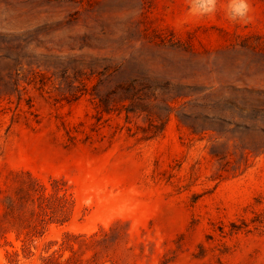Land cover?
<instances>
[{
	"label": "rangeland",
	"instance_id": "obj_1",
	"mask_svg": "<svg viewBox=\"0 0 264 264\" xmlns=\"http://www.w3.org/2000/svg\"><path fill=\"white\" fill-rule=\"evenodd\" d=\"M189 3L0 0V264H264V0Z\"/></svg>",
	"mask_w": 264,
	"mask_h": 264
},
{
	"label": "trees",
	"instance_id": "obj_2",
	"mask_svg": "<svg viewBox=\"0 0 264 264\" xmlns=\"http://www.w3.org/2000/svg\"><path fill=\"white\" fill-rule=\"evenodd\" d=\"M103 60H106V58L103 57ZM109 69V65L108 64H103L101 69H96L95 67H90V74L95 73V75H97V82L96 84H94L93 86L95 87L96 85H98L99 83H101L102 81V76H104L105 74L107 75V71ZM20 78L19 77H14L13 78V82L12 84L14 85V89L16 90L18 88V82H19ZM30 80V79H29ZM27 81L28 83L30 81ZM4 85L8 86L9 82L8 81H4ZM137 80L136 79H130L129 81L125 82V83H121V85L119 86L123 91H124V98H128L129 99V104L128 106H126V112L128 113L129 111H134V107L132 106V104L134 103L135 99L138 98L140 99L141 96L140 94L138 95V93L136 92L138 87H137ZM10 91H3V93H9ZM92 94V93H91ZM97 94V93H96ZM137 94V95H136ZM98 97L99 100V104L101 105L102 109L105 111H109L110 109H112L113 106V95L112 92L107 93L104 96L101 95H96ZM142 131H146V129H142ZM20 190L24 191L22 188H20ZM37 196L36 199L38 201V206L40 208V210L38 212H36V215L40 214V213H44V214H48L46 211V208H51L49 206V203L51 200H56L58 202V207L55 209H52L53 211H63L64 210V205L65 203L68 201V198L66 196L65 193L61 194V195H56V194H46L44 192V190H46L45 186L43 184H38L37 187ZM8 200L11 201V197L8 196L7 197ZM8 210H6V213H8L11 209V207L9 205H7ZM51 210V211H52ZM31 214H35L34 211L32 210L30 212ZM43 220V218L41 219ZM66 218H61L59 219L60 222L65 221ZM31 236V234H29V237ZM30 239V238H29ZM27 242H24L25 245ZM72 248V247H70ZM55 256L53 253L49 254L47 256H42V264H60L59 262V257Z\"/></svg>",
	"mask_w": 264,
	"mask_h": 264
},
{
	"label": "clouds",
	"instance_id": "obj_3",
	"mask_svg": "<svg viewBox=\"0 0 264 264\" xmlns=\"http://www.w3.org/2000/svg\"><path fill=\"white\" fill-rule=\"evenodd\" d=\"M189 15L192 17L212 16L217 11V0H190ZM249 0H227L225 15L232 22H250Z\"/></svg>",
	"mask_w": 264,
	"mask_h": 264
}]
</instances>
